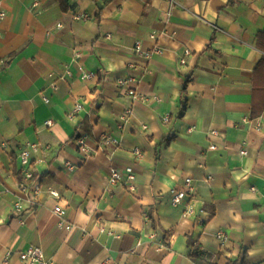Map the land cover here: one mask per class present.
Here are the masks:
<instances>
[{"label":"crops","instance_id":"crops-1","mask_svg":"<svg viewBox=\"0 0 264 264\" xmlns=\"http://www.w3.org/2000/svg\"><path fill=\"white\" fill-rule=\"evenodd\" d=\"M0 4V264H30L20 258L30 246L55 264H197L193 234L216 264L244 253L246 264H264V108L252 118L264 0H67V12L60 0ZM137 42L162 51L146 59ZM128 75L147 101L117 85ZM104 132L119 142L85 159L78 139L96 147ZM112 168L135 180L111 184ZM186 177L194 196L175 207L170 190Z\"/></svg>","mask_w":264,"mask_h":264},{"label":"built area","instance_id":"built-area-1","mask_svg":"<svg viewBox=\"0 0 264 264\" xmlns=\"http://www.w3.org/2000/svg\"><path fill=\"white\" fill-rule=\"evenodd\" d=\"M7 16L6 10L1 6L0 4V21L4 20ZM82 15H76V18L80 19L82 18ZM153 38L156 37V35H152ZM135 50L141 54L143 57L146 59H150L157 53H161L160 48H154L151 50H145L140 42H137L135 45ZM191 55V50L190 49H184L183 55L180 57V63L181 64H186L187 63V57ZM131 67H134L133 65H130ZM69 75H72L71 71L67 72ZM86 77L88 79H93L94 74L90 73L87 74ZM140 80L136 75H128V76H122L118 77L116 80V83L119 87H122L126 90L127 94L129 96H132L134 98H141L143 101H147V97H142L138 92V84ZM54 88L56 86L54 85ZM48 101V99H45ZM83 109V105L81 103H77L75 106V109L68 114L69 119H74L76 114ZM133 114V109L132 108H127L124 113L120 117V122L121 124L125 123ZM164 121L168 122L169 121V116L166 115L164 117ZM146 127V126H145ZM214 133L216 131H213ZM78 149L80 152L83 154L85 159H88L94 155H96L99 151H102L103 148L107 144H117L119 140L111 135L110 133L104 132L99 136V139L97 141V146L92 147L91 145L88 144L87 137L82 136L78 139ZM212 148H215L212 146ZM243 154H246L245 151H242ZM135 155L137 157H141L143 155L142 149L137 147L135 149ZM20 163H21V172L23 174V177L26 181H29L30 179L33 178V172L30 168V162H31V157H30V151L28 149H24L20 153ZM68 168L73 170L76 168L75 165H72L71 163H66ZM126 177L129 181H134L135 180V174L130 170L121 171L117 168H112L110 177H109V182L113 185L117 184L118 182L123 181V178ZM22 189L24 191H28L29 188L27 184H22ZM195 182L192 177H186L183 182V187L181 189L173 188L170 190V200L173 206L178 207L184 203H186L188 200H191L194 196L195 193ZM41 191V187L39 185H36L33 192L38 194ZM53 195H58L56 192H52ZM17 209L20 210L21 206L19 203H17ZM54 211L61 215L62 214V207L57 206L55 207ZM195 212L194 207L192 206H187V209L185 210V214H193ZM60 226L71 230L73 228L72 224H68L65 221H60ZM102 231H105L104 227H101ZM154 236V234L152 235ZM217 238L221 241H225L227 239V234L224 231H219L217 233ZM20 258L23 261L29 262L30 264H55L54 261L47 259L44 253V250L39 247V246H30L26 251L22 252L20 254Z\"/></svg>","mask_w":264,"mask_h":264},{"label":"trees","instance_id":"trees-1","mask_svg":"<svg viewBox=\"0 0 264 264\" xmlns=\"http://www.w3.org/2000/svg\"><path fill=\"white\" fill-rule=\"evenodd\" d=\"M108 3V1H105L103 4L98 3L99 6V13L97 15L98 22H100L101 19V11L103 10L104 6ZM61 8L63 11H68L69 7L67 4V0H60ZM257 46L264 51V30L259 32L257 34ZM15 54H12L4 63V67L8 66L11 63V60ZM264 67V57L261 59V61L258 63L255 72H257L259 69ZM254 87H253V107H252V118L258 117L263 108H264V84L257 85V81H253ZM186 90V86H184V91ZM260 93L262 97V101L260 103V107H257V102L255 99V94ZM182 108L185 110L187 108V100L184 98L182 100ZM201 234H193L189 237V244L191 246L190 251V258L197 264H216L211 261V255L204 250L201 242H200ZM229 264H246V255L245 253L242 255V257L239 260L231 261Z\"/></svg>","mask_w":264,"mask_h":264}]
</instances>
